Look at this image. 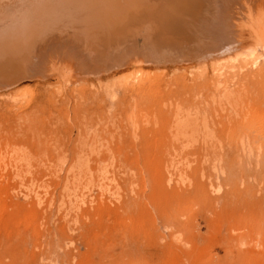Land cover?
I'll return each instance as SVG.
<instances>
[{"label":"rangeland","instance_id":"374dc122","mask_svg":"<svg viewBox=\"0 0 264 264\" xmlns=\"http://www.w3.org/2000/svg\"><path fill=\"white\" fill-rule=\"evenodd\" d=\"M223 11L255 58L220 75L72 61L0 89V264H264V173L233 187L227 156L244 133L264 152V0Z\"/></svg>","mask_w":264,"mask_h":264},{"label":"bare ground","instance_id":"6f19581e","mask_svg":"<svg viewBox=\"0 0 264 264\" xmlns=\"http://www.w3.org/2000/svg\"><path fill=\"white\" fill-rule=\"evenodd\" d=\"M204 1L0 0V89L46 78V71L72 61L78 77L86 80L137 61L150 65L180 58L197 72L215 75L233 61L254 59L255 51L235 49L237 44L221 30L227 16L223 9L233 0H209L210 9L201 19H206L202 31L209 39L185 43L188 31L197 28L194 20H200L192 10L204 8ZM191 55L200 57L189 59Z\"/></svg>","mask_w":264,"mask_h":264},{"label":"crops","instance_id":"0c3cea01","mask_svg":"<svg viewBox=\"0 0 264 264\" xmlns=\"http://www.w3.org/2000/svg\"><path fill=\"white\" fill-rule=\"evenodd\" d=\"M223 92V90H220L219 96ZM258 148L256 138L253 139L249 134L244 133L241 143L238 141L227 153V156L233 157V160L228 165V171L232 173L233 187H239L237 185H240L241 180H243L245 186V183L250 180L252 173H264V152L262 150L259 151Z\"/></svg>","mask_w":264,"mask_h":264}]
</instances>
